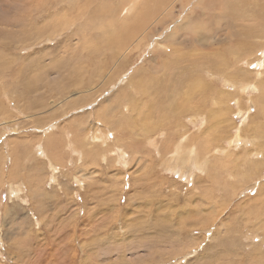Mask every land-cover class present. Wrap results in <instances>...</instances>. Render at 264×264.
<instances>
[{"label":"rangeland","instance_id":"374dc122","mask_svg":"<svg viewBox=\"0 0 264 264\" xmlns=\"http://www.w3.org/2000/svg\"><path fill=\"white\" fill-rule=\"evenodd\" d=\"M95 1L86 9L103 6L105 23L64 0H0V264H264V32L250 37L228 18L217 30L209 14L210 38H221L213 62L190 68L205 45L187 42L181 67L152 77L169 96L159 90L149 114L141 106L156 85H131L154 74L149 58L197 0L176 5L154 41L126 43L127 56L104 42L120 2ZM241 42L258 46L237 51ZM215 97L228 104L216 117Z\"/></svg>","mask_w":264,"mask_h":264},{"label":"bare ground","instance_id":"6f19581e","mask_svg":"<svg viewBox=\"0 0 264 264\" xmlns=\"http://www.w3.org/2000/svg\"><path fill=\"white\" fill-rule=\"evenodd\" d=\"M64 1L67 2L68 6L75 7V13L77 14V16H82V15L86 14L87 18H88V20H87L88 23L90 22V17L88 16V14H90V16L94 19V21H95V19L97 21H99L98 19H100V20L103 19V22H104L105 18L107 19V17H108L105 10L103 9L104 7L102 6L103 7L102 8L101 6H99L102 1L97 3V5L99 7L95 4L96 7H98V8L94 9L93 12L88 10L89 7L86 9V7L91 3V0H84L80 4L79 3L75 4L74 0H64ZM92 1H95V0H92ZM103 1L105 2V0H103ZM118 1L120 2V3H118L119 6H117L116 5L117 3L115 2L116 3L115 8L116 7L120 8V10L118 9L119 10L118 17L122 18L120 21V25L118 26L116 23L115 24L116 29H113V27L115 28V26H113L112 23L109 26H107V24H106V26L108 28H106V30L103 31L104 36L106 35V37H105L106 40H104V42L112 48V51H114L113 49H115L116 47L120 50L119 52H116L115 54H118V53L122 52V50H124L126 52L125 55L127 56L130 50L128 49V46L124 48V45H126V43H131L132 42L131 39H133L134 37H136L137 40L142 37L139 40V42L137 41V43L135 45L136 46L135 48H139L142 44H147L146 42L144 43L145 39L146 40L149 39V42L151 39H153V41H154V35L160 31L159 27L163 28L164 26H166L167 24H169L170 22H172L175 19V16H176L175 13L177 12V9L175 10L174 8L176 7V5H178L180 8H184V6H186L191 0H143L144 2L143 1L140 2L141 0H127L126 2H125V0H118ZM59 2H61V1H59ZM46 4H48V3H46ZM50 4H52V3H50ZM38 7H39V5H38ZM100 7L102 8L101 10L99 9ZM215 8L216 9H222L223 14L219 15V14H216L215 12H213L212 9H215ZM134 9H135V11L133 12ZM38 10L40 11L41 9H38ZM115 10H117V9H114V11ZM118 10L116 12H118ZM209 10H210V12H209ZM88 11L91 13H89ZM122 11H124L125 14H130L132 12L131 15L134 17L131 19L130 18H123ZM193 11H194L193 14L190 13V14L185 15L182 18V20L178 24H176V26L166 35V38L163 40L164 44L162 45L163 48L161 51L156 52L154 49H152V51L153 52L155 51L156 53H154L149 58V61L147 62L146 65H153L155 67L154 68V74L153 73L147 74L146 76L149 75L150 76L149 78L143 77L145 81H142L140 85L138 83H137V85H131V89L134 91V93L138 92L136 90L137 88L142 87V89H143V88H145L146 84L149 85L151 82H153L158 87V89H156V86H155V88H153L149 93H147L150 96H152V99H148L147 96H144V98H146V100L150 103V105L141 106V107L148 109L149 114L155 113L161 107L160 103H161L162 99L160 96L163 95L165 92H163V94H162L161 91H159V90H168L167 94L169 96V88H168V85H166L164 82V80H165L164 77H163V79L162 78H159V79L155 78V80L152 77H156V75L158 73H161V72H163L164 75L167 74V69L170 67H181V64L185 60L187 54H186V52L180 51V49L187 48V42L192 41V43H193L192 48H196V49L198 48L197 45H205V46H203L204 47L203 49L205 51L202 53V56L194 59L191 63L190 68L198 61H205L206 60L205 63H207V62H210V59H211L213 62L212 57L210 59H207L209 57V54H210V52H209L210 41H211V43H217L221 40V38L215 37L216 35L212 36L210 38V24L208 21L209 14H210V16L213 15L214 16L213 18L217 21L216 22L217 27H215V29H217V30H219L220 27H223L226 25L227 18H228L232 22V24L234 26L238 27L243 33H249L250 37H253V36H251V32H256V33L264 32V0H197L196 5L193 8ZM199 12H201V13H199ZM44 13H45V11H44ZM46 13H47V11H46ZM110 14H112V13L110 12ZM200 16L205 17L207 19V21L206 22L201 21ZM254 20H258L259 25ZM71 21H70V23H72ZM91 21H93V20H91ZM240 21L248 29L239 25ZM14 23H12V25H14ZM21 24H23V23H21ZM96 24H97V22H96ZM205 24H207L209 26H205ZM99 26L102 27L103 25L102 26L99 25ZM258 26H259V29H258ZM42 28H44V27L41 26L39 31H41ZM95 28L98 29L97 26ZM206 28H208V30H209L208 35L205 34ZM74 29H75V27H74ZM74 29H73V31H74ZM54 30H55V28H54ZM76 33H78V32H76ZM97 33H101V32H98V30H97ZM196 34H199V37L192 36V35H196ZM181 35L184 36L182 38L183 41L179 42L181 44V46H180V48H177V47L175 48V46H172V45H174L178 41V37H180ZM189 36H192L191 37L192 39H190ZM260 36L261 35L259 34L258 38H256V41H259ZM96 41H99V40H96ZM167 41L169 42V44L167 43ZM84 43H85V41H84ZM84 43H83V45L86 44V43L85 44ZM97 44H99V43H97ZM131 44H133V43H131ZM257 46H258V44L255 42H253L251 44V47L246 46L245 43L241 42L240 45H238L236 47V50L237 51H243V50H248L250 48H251V50H255L257 48ZM99 47H100V45H99ZM84 48L88 49L90 47L85 45ZM168 48H169V50L171 48V52H169V50H167ZM80 49L83 51L82 48H80ZM97 50H99V49H97ZM93 51L94 50H92V55H93V53H95ZM100 51H102V50H100ZM193 51H195V50H193ZM83 53H84V51H83ZM98 53L101 54L99 51H98ZM217 54L218 53L215 52L213 54V56H217ZM102 56L103 55H101V57ZM102 59H103V57H102ZM105 63H106V61H105ZM127 63H129V59L126 60V58H123L121 66L116 70V73L119 74L122 70H124L125 66L128 65ZM142 65L145 66V63ZM53 66H55V65H53ZM220 66L223 67L222 73H224L225 72V68H224L225 66H222V65H220ZM113 69H116V68H113ZM142 69H144V68H142ZM70 70H72V69H70ZM68 74H70L69 71H68ZM113 74H114V70H113ZM164 75L162 74L161 76H164ZM141 76H142V72L140 74L136 75L134 78L135 79H136V77L140 78ZM117 77L118 76L115 74V77L110 78V81H115L114 79H116ZM167 78L169 79V77H167ZM167 81H166V83H167ZM41 83H42V81H41ZM42 84H40V85H42ZM193 85H195V87H197V88H202L204 90L207 88L206 85H203L202 82H200V84L199 83L198 84L193 83ZM76 87H83V86L78 84V85H76ZM192 91H195L194 88H193V90H192V88H186L183 91V93H184V95H186V97H189ZM134 93L131 92V95ZM142 93H144V91ZM213 99H214V102L211 100V98H210V101H212L213 103H215L217 101L218 102L217 105L219 104V101H220V103H221L220 106L223 105L222 109L218 105L219 110L215 111L216 107L213 108L214 111L212 110L214 114L216 113V115L213 114L214 117H216L217 115L220 116L221 113L223 114L226 107L228 108V106H227L228 104H227L226 100L224 101V99L222 100V98L219 99V98L215 97ZM225 99H226V97H225ZM170 105H172V104H169V106ZM103 107L106 108V105ZM202 107L196 106V108L198 109L199 112H200V110H202L201 109ZM135 109H141V108L137 107ZM203 109H205V111H207V108H203ZM133 110L134 109H129L127 111V113H126V115L128 116L126 119L127 121L132 122L131 117L129 119V116ZM188 110H189V106L185 107L182 111L188 112ZM95 118H96V120H100L102 122L107 121V123L108 122L112 123L110 120H107V118L104 115H101V114L96 115ZM135 122H136V120H135ZM132 123H134V122H132ZM108 128H110V127H108ZM48 130L50 131V129H48ZM104 134L107 135L108 131L106 133L104 132ZM94 139H95V137H94ZM95 140L97 141V139H95ZM98 140H100V139L98 138ZM176 150H177V148H176ZM180 150L182 152V149H180ZM177 152H179V149ZM191 152H192V150H191ZM262 220H264V217H262Z\"/></svg>","mask_w":264,"mask_h":264}]
</instances>
